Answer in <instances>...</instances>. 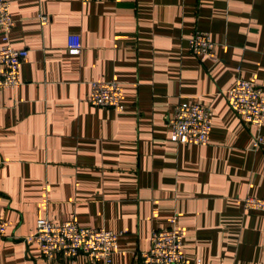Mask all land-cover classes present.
I'll list each match as a JSON object with an SVG mask.
<instances>
[{"label":"crops","instance_id":"obj_1","mask_svg":"<svg viewBox=\"0 0 264 264\" xmlns=\"http://www.w3.org/2000/svg\"><path fill=\"white\" fill-rule=\"evenodd\" d=\"M10 1L11 43L29 52L21 84L0 89V264H105L27 242L40 219L72 216L121 233L110 264H140L173 217L190 262L264 264V211L244 206L264 198V146L227 99L238 76L264 85V0ZM196 29L212 56L190 50ZM97 78L123 84V110L91 103ZM182 100L214 110L208 144L171 139Z\"/></svg>","mask_w":264,"mask_h":264},{"label":"built area","instance_id":"obj_2","mask_svg":"<svg viewBox=\"0 0 264 264\" xmlns=\"http://www.w3.org/2000/svg\"><path fill=\"white\" fill-rule=\"evenodd\" d=\"M10 0H0V29L3 32L0 44V89H14L21 84L20 66L28 55V49H17L11 43V33L16 19L11 10ZM42 23L47 17L41 15ZM190 50L199 57L212 56L216 43L211 33L196 29L188 37ZM69 51L78 53L82 49L79 35H71ZM124 86L116 80L102 78L91 81L90 101L97 107H111L123 110ZM227 99L232 110L255 130L252 146H264V85L238 76L234 87L228 90ZM2 103H0V108ZM214 110L209 105L196 101H180L169 118L171 139L178 143L206 145L209 143L213 125ZM246 209L264 211V198L247 196L244 198ZM172 225L166 229H153L151 247L141 253L140 264H203L201 259L190 262L184 253V232L177 226L173 217ZM9 222L0 214V239L7 236ZM120 232L106 227L81 226L75 217L65 221L43 218L37 223L34 235L27 238L35 240L43 255L53 259L57 255L73 260L79 254H86L93 262L98 260L110 264L118 247Z\"/></svg>","mask_w":264,"mask_h":264}]
</instances>
